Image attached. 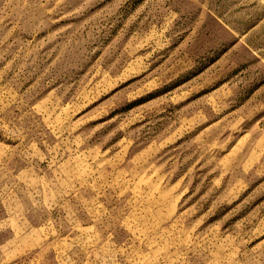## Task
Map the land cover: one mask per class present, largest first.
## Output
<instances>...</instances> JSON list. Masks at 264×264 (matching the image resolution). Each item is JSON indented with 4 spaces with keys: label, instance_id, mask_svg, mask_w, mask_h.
<instances>
[{
    "label": "rangeland",
    "instance_id": "obj_1",
    "mask_svg": "<svg viewBox=\"0 0 264 264\" xmlns=\"http://www.w3.org/2000/svg\"><path fill=\"white\" fill-rule=\"evenodd\" d=\"M0 264H264V0H0Z\"/></svg>",
    "mask_w": 264,
    "mask_h": 264
}]
</instances>
